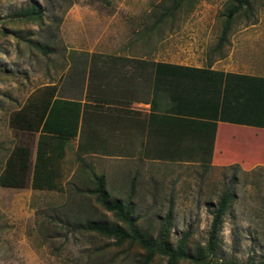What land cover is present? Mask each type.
<instances>
[{
	"label": "rangeland",
	"instance_id": "rangeland-1",
	"mask_svg": "<svg viewBox=\"0 0 264 264\" xmlns=\"http://www.w3.org/2000/svg\"><path fill=\"white\" fill-rule=\"evenodd\" d=\"M237 1L184 0L163 19L173 0H0V264H138L144 250L137 244L86 228L88 220L124 225L97 201L99 176L111 200L131 203L142 232L156 238L164 224L173 245L187 233L192 254L205 247L212 212L228 189L232 201L207 259L264 262V164L213 159L203 145L195 151L196 145H168L160 156L147 149L133 157L127 145H111L107 132L99 145H82L83 135L79 145L67 142L55 187L37 189L31 186L35 135L9 124L17 110L32 119L67 69V90H78L76 72L90 52L93 62L99 51L127 47L148 50L153 64L209 66L226 52L217 44ZM33 4L42 10L39 19L23 15ZM241 31L264 40V0L233 13L228 38ZM165 262L157 254L149 264Z\"/></svg>",
	"mask_w": 264,
	"mask_h": 264
},
{
	"label": "crops",
	"instance_id": "crops-1",
	"mask_svg": "<svg viewBox=\"0 0 264 264\" xmlns=\"http://www.w3.org/2000/svg\"><path fill=\"white\" fill-rule=\"evenodd\" d=\"M247 34L227 38L224 56L209 66L153 64L148 50L127 47L99 51L93 62L90 52L86 67L76 72L78 90H67V69L53 97L80 102L79 132L68 142L79 145L83 135L82 145H99L100 135L110 132L111 145H127L133 157L147 149L160 156L168 145H205L200 129L213 122V159L218 154L242 166L245 157H256L253 164H264V40ZM158 62L178 69L159 68ZM194 100L203 102L208 115L181 109ZM32 133L36 145L39 132Z\"/></svg>",
	"mask_w": 264,
	"mask_h": 264
},
{
	"label": "trees",
	"instance_id": "trees-1",
	"mask_svg": "<svg viewBox=\"0 0 264 264\" xmlns=\"http://www.w3.org/2000/svg\"><path fill=\"white\" fill-rule=\"evenodd\" d=\"M183 1L184 0H173L172 8L167 10L162 18L173 16V12ZM249 5L250 0H238L236 6L229 11L227 15L228 19L219 36L217 48L222 47L227 41L229 21L233 13L240 10L243 6L248 7ZM23 15L28 19H39L42 16V10L38 5L33 4L30 8L23 11ZM156 64L157 67L167 68L169 71L170 69H178L177 66L168 63L158 62ZM184 68L187 71H207L206 69H197L193 67ZM48 88L50 90V96L39 102L37 111L32 119L26 117L25 113L21 110L15 111L11 114L9 119V124L13 128L26 132H39L37 144L35 146L31 180V186L37 189H51L55 187L54 178L58 175L55 166L57 159L63 156L64 147L68 140L71 137H75L79 132L81 113L80 102L76 100L53 98L56 88L54 85H49ZM181 109L195 114L208 115L206 113V106H204L203 102H199L198 100L188 101L186 104H183ZM214 117H216V115H214ZM201 123H206L207 125V121H201ZM208 124L210 126L200 129L199 138L201 141H205L203 147L206 152L212 156L215 123L208 122ZM199 146L201 147L202 144L196 145L192 150L195 151ZM215 159L229 161L222 155L218 156V154ZM254 159L245 157V159H243V165L245 167L251 166ZM93 191L101 206L113 212L124 225L88 220L86 222V228L102 236L113 238L118 243L128 241L137 244L144 250L138 264H149L157 254L166 258L165 264H177L180 260L184 259H189L199 264H233L231 262L207 259L209 254L215 253L219 231L223 223V215L232 201V193L228 189L221 193L212 212V220L205 247L197 249L194 254L186 250L187 233H183L173 245L169 241V231L164 224L161 225L156 238L149 237L146 233L142 232L136 225L131 203L129 201L122 203L120 201L111 200L106 192L105 181L102 176L97 178ZM257 264H264V262H259Z\"/></svg>",
	"mask_w": 264,
	"mask_h": 264
}]
</instances>
